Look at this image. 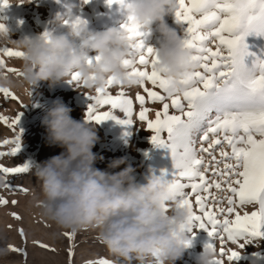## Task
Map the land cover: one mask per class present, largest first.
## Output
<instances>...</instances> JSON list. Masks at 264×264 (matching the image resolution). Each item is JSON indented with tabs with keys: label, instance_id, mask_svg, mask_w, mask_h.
<instances>
[{
	"label": "snow or ice",
	"instance_id": "6c2138e0",
	"mask_svg": "<svg viewBox=\"0 0 264 264\" xmlns=\"http://www.w3.org/2000/svg\"><path fill=\"white\" fill-rule=\"evenodd\" d=\"M88 2L83 0L85 4ZM122 2L106 0L109 7ZM175 3L174 16L183 32L186 47L193 53L196 69L181 81L185 85L183 94H178L154 70L158 60L154 49L145 47L147 34L141 26L129 17L120 27L127 32L129 40L136 42L135 50L123 61L129 75L138 78L134 86L143 89L148 101L162 104V109L155 113V119H149L150 109L145 107V95L137 93L135 101L140 106L138 119L146 122L147 129L152 133L153 146L167 148L171 153L175 171L169 183L170 190L173 196L183 197V205L189 209L187 230L193 236V229L207 231L210 242L205 247L216 250L215 240L218 238L221 245L230 241L245 250L257 240L264 241V43L256 42L264 40V0H175ZM8 4L7 0H0V10ZM82 23L87 21L80 17L65 21L70 26ZM4 27L0 23V29ZM47 35L45 32L44 36ZM249 37L256 40L250 42ZM209 45H214L215 50ZM0 53L20 58L24 55L22 51L10 47H0ZM98 60L99 57L88 58L87 63L92 65ZM3 66L4 61L0 59V67ZM7 71L20 75L14 68ZM81 82V75L73 72L69 83L79 87ZM146 83H150L152 88ZM113 87L120 90L113 94ZM0 93L5 98L17 99L8 88H0ZM95 93L86 94L90 101L86 121L100 123L114 119L121 124H134V101L122 83L109 78L105 87L95 89ZM105 106L108 110L102 111ZM170 108L175 112L170 113ZM116 110L122 114V119L115 114ZM21 115L22 111L9 127H19ZM0 120L8 124L7 117H0ZM19 133L22 134L20 127ZM20 134L12 141H4V144L15 146L10 153H0V156L10 154L14 157L20 151ZM225 145L231 149L230 152L225 150ZM217 150L221 157L219 160L215 155ZM204 153L211 157L208 164H205ZM221 164L222 169L219 167ZM29 167V164L14 167L0 165L5 187L12 189L14 186L7 178L27 173ZM209 167L219 179L209 182L205 175ZM212 188L231 194L217 197L210 191ZM192 196L199 214L194 210ZM209 197L214 201L215 208L209 206ZM225 199L228 206L220 207ZM6 203L7 200L0 199V204ZM247 204L258 206L257 210L241 215L237 207ZM221 216L223 219L219 218ZM16 218L19 219L18 216ZM65 236L72 239L71 233H65ZM69 255H72L71 251ZM220 256H227L231 264L249 260L264 264V252L249 255L230 248L225 250L222 246ZM99 264L113 262L103 259ZM212 264H223V260L214 259Z\"/></svg>",
	"mask_w": 264,
	"mask_h": 264
},
{
	"label": "clouds",
	"instance_id": "9594fccd",
	"mask_svg": "<svg viewBox=\"0 0 264 264\" xmlns=\"http://www.w3.org/2000/svg\"><path fill=\"white\" fill-rule=\"evenodd\" d=\"M28 0L27 3H30ZM118 10L131 17L147 35L157 32L158 47L154 55L155 71L183 94L181 83L195 71L193 53L184 42L182 31L170 27L165 17L173 15L175 0H123ZM57 14L53 23L64 25L70 16ZM155 25V29H153ZM38 33L12 42L23 53L20 83L32 90L41 81L55 86L78 72L87 88H104L109 78L125 87L134 86L137 77L130 76L123 61L135 50L136 42L128 39L121 28L109 27L91 32L87 23L68 27V35L52 31ZM71 37V38H69ZM0 38L8 39L9 30L0 29ZM79 40V44L76 41ZM89 53L99 60L89 65ZM17 81L0 72V88H13ZM62 102H54L42 121L51 144L60 154L32 165L40 182L39 201L42 214L58 226L75 232L89 227L98 231L109 252L122 264H174L192 245L189 209L183 197L173 196L169 182L149 168L146 183H137L134 168L126 159H113L109 169L95 167L98 159L93 148L99 140L96 125L80 122ZM123 165V167H121ZM215 250L203 247L196 264H212Z\"/></svg>",
	"mask_w": 264,
	"mask_h": 264
},
{
	"label": "rangeland",
	"instance_id": "374dc122",
	"mask_svg": "<svg viewBox=\"0 0 264 264\" xmlns=\"http://www.w3.org/2000/svg\"><path fill=\"white\" fill-rule=\"evenodd\" d=\"M7 2L9 3L8 6L0 10V23L8 28L10 38H0V47H10L13 50L21 51L12 40L24 37L35 38L38 33L52 31L55 35L67 36L69 25H57L53 21L57 14L68 16L69 7H71L70 16L72 18L80 17L87 21L88 29L91 32L103 31L109 27L120 28L122 24L127 22L126 17L118 10V5L113 4L109 7L106 0H89L86 4L83 3V0H31L30 3H27L28 0H22V3L21 0H7ZM165 21L170 27L181 31L174 14L166 16ZM153 29H155V25H153ZM158 35L154 31L152 36L145 39V47H158ZM248 39L250 42L256 40L253 37ZM256 42L264 43V40H256ZM76 43L79 44V40ZM209 46L215 50L214 45ZM92 57H95V53H89V58ZM0 59L4 61V66L0 67V72L17 81L16 87L9 88L17 97L16 100L5 98L3 93H0V117L8 118V124H4L0 120V153L11 152L15 145L12 143L4 144V141L14 140L16 135L20 134L19 127L22 129L20 151L14 157L10 154L0 156V165L6 167H14L19 164L30 165L27 173L16 174L14 177L9 176L7 178L10 184L14 186L12 189L5 187V177L0 172V199L8 201L6 204H0V264H99V261L103 259L110 260L113 264H122L120 259L109 252L107 246L100 239L97 230L85 227L73 232L58 226L42 214L39 204L41 198L40 182L32 171V165L48 160L62 151L59 146L49 142L47 130L42 121L54 102H62L72 109L70 115L74 119L96 125L99 140L93 148V152L98 157L95 167L101 170L119 171V169H109L108 165L113 159L123 157L128 164L136 168L137 183H146L145 178L150 167L156 171L157 175H163L170 183L175 171L171 153L167 148H158L151 143V131L147 129L146 122L138 119L140 106L135 101V96L137 93L145 95V107L150 109L149 119H155V113L162 109V104L148 101L147 94L142 88L137 86L125 87L128 95L134 101L133 125L121 124L114 119L100 123L88 122L86 121V113L90 101L87 95H95L94 88H87L82 82L79 87H76L67 80L51 87L47 81H41L31 90L27 85L20 83L22 78L16 72L7 71L9 68L20 71L22 58L0 53ZM146 86L152 88L150 83H146ZM119 90L118 87L111 89L113 94ZM153 90L160 91L159 89ZM101 110H108V106ZM21 111L19 127H9L12 120ZM172 112L175 110L170 108V113ZM115 114L121 116V119L123 118L118 110L115 111ZM205 146L207 145L205 144ZM224 148L226 151H231L227 145ZM202 155L205 158V164H208L211 157L206 153ZM215 155L217 160L221 159L218 150ZM219 167L222 169L223 164ZM205 175L209 182L219 179L213 175L211 167ZM186 191L190 192L191 190L186 189ZM210 191L217 197H225L231 194L218 192L215 188ZM202 195L207 194L202 193ZM191 199L194 210L198 213L195 197L192 196ZM12 201H16V203H12ZM208 204L213 208L216 207L211 197H209ZM219 206L226 208L228 206L226 199ZM257 207L254 204H247L243 207H237V211L241 215H244L245 212L250 214L256 211ZM17 216L19 219L16 218ZM219 218L223 219L222 216ZM193 231L195 235L192 236L191 247L187 248L183 256L174 264H196L197 256L202 252L203 247L210 242L208 233L204 229H193ZM65 233H71L72 239L66 237ZM41 245H47V247ZM222 246L225 250L230 248L246 252L249 255L253 252H264V241L257 240L254 244L247 246L245 250H241L237 244L230 241L221 245L217 238L215 240V259H222L223 264H231V262L227 260V256H220ZM70 251L71 256L69 255ZM242 264H258V262L249 260L242 262Z\"/></svg>",
	"mask_w": 264,
	"mask_h": 264
}]
</instances>
